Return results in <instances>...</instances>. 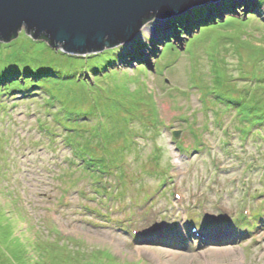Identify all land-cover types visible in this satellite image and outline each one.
<instances>
[{
    "label": "rangeland",
    "instance_id": "rangeland-1",
    "mask_svg": "<svg viewBox=\"0 0 264 264\" xmlns=\"http://www.w3.org/2000/svg\"><path fill=\"white\" fill-rule=\"evenodd\" d=\"M176 16L85 54L23 29L0 41V264H264V0ZM111 174L120 185L101 187ZM246 206L260 214L249 230ZM201 207L223 223L208 234L225 238L181 237ZM159 218L167 227L153 235ZM130 220L143 237L129 235Z\"/></svg>",
    "mask_w": 264,
    "mask_h": 264
},
{
    "label": "water",
    "instance_id": "water-1",
    "mask_svg": "<svg viewBox=\"0 0 264 264\" xmlns=\"http://www.w3.org/2000/svg\"><path fill=\"white\" fill-rule=\"evenodd\" d=\"M211 1L0 0V41H11L23 29L68 54L99 52L129 41L153 17L169 22Z\"/></svg>",
    "mask_w": 264,
    "mask_h": 264
},
{
    "label": "trees",
    "instance_id": "trees-1",
    "mask_svg": "<svg viewBox=\"0 0 264 264\" xmlns=\"http://www.w3.org/2000/svg\"><path fill=\"white\" fill-rule=\"evenodd\" d=\"M227 4H229L228 2H227ZM230 5V4H229ZM172 38V37H171ZM43 39V38H42ZM43 41H46V39H43ZM3 79H2V77H0V82L2 81ZM99 87V86H98ZM53 97H55L53 94H51ZM217 97V96H216ZM215 97V98H216ZM226 99V98H225ZM220 102V101H219ZM223 102H225V104L228 106H233V107H235L236 106V109H239V108H241V107H243L245 104H242V103H240V102H237V100H228V99H226V100H224ZM220 103H222V102H220ZM247 107H248V105H247ZM231 108V107H230ZM248 109L251 111V110H253V107L251 106V108H249L248 107ZM94 119V118H93ZM92 119V120H93ZM139 119V118H138ZM92 120H90V121H88L89 123L92 121ZM136 120L137 119H129V122L131 121L132 123H135L136 122ZM257 120H259V119H257ZM54 121H59L58 120V118H56V119H54ZM259 121H262V119L261 120H259ZM129 122H127V124L129 123ZM140 122L143 124V121L142 120H140ZM85 123H87V120H85ZM60 124H62V123H60ZM134 127V126H133ZM142 127H144V129L143 130H141L140 132L141 133H144V132H146L145 131V126H142ZM62 128L63 129H65V130H68V131H78V128L77 127H71V125H63L62 124ZM152 128V127H151ZM150 128V126H148V131H150V132H152V129ZM142 129V128H141ZM41 130V129H40ZM88 129L86 128V127H84L83 128V130L82 131H87ZM133 133H134V135H132V137L133 138H135V135H136V133L138 132V129L137 128H133ZM150 132H146L145 133V135H147V137H149V134H151ZM124 134H125V132H123ZM128 137H130V134L128 135ZM69 143L71 144V141H69ZM74 150L75 151H72L71 152V150H70V152H71V154H72V156L74 157V153L76 152V148L74 147ZM87 158H89L90 157V155L89 154H87ZM94 159V157H90V159L89 160H93ZM97 261V260H96ZM98 261H100V260H98Z\"/></svg>",
    "mask_w": 264,
    "mask_h": 264
},
{
    "label": "bare ground",
    "instance_id": "bare-ground-1",
    "mask_svg": "<svg viewBox=\"0 0 264 264\" xmlns=\"http://www.w3.org/2000/svg\"><path fill=\"white\" fill-rule=\"evenodd\" d=\"M140 29L143 30V25L141 26ZM6 69H7V67L3 69V72H5V71L7 72L8 70H6ZM176 133H178V135H176ZM179 133H180V131L173 132V136L175 139H178Z\"/></svg>",
    "mask_w": 264,
    "mask_h": 264
}]
</instances>
